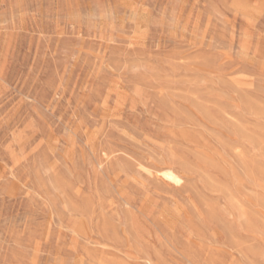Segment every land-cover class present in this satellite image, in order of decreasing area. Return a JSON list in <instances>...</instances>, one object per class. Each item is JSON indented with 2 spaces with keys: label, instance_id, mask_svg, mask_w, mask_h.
<instances>
[{
  "label": "rangeland",
  "instance_id": "374dc122",
  "mask_svg": "<svg viewBox=\"0 0 264 264\" xmlns=\"http://www.w3.org/2000/svg\"><path fill=\"white\" fill-rule=\"evenodd\" d=\"M0 264H264V0H0Z\"/></svg>",
  "mask_w": 264,
  "mask_h": 264
}]
</instances>
